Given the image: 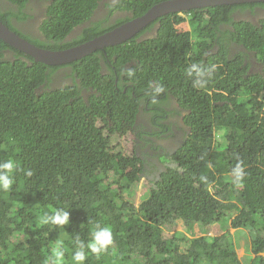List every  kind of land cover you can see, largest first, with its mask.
<instances>
[{
  "label": "trees",
  "instance_id": "obj_1",
  "mask_svg": "<svg viewBox=\"0 0 264 264\" xmlns=\"http://www.w3.org/2000/svg\"><path fill=\"white\" fill-rule=\"evenodd\" d=\"M7 1L19 12L0 5V19L22 35L12 17L24 21L29 0ZM102 1L50 0L40 33L26 37L60 51L101 36L115 28L92 21ZM163 1L118 6L137 18ZM259 7L264 2L167 15L125 44L60 66L0 39V164H14L13 184L0 189V264H50L57 242L64 264H264V20L238 13ZM185 22L190 32L178 30ZM232 43L255 60L247 64L244 51L230 58ZM193 64L213 69L203 87L188 75ZM174 105L190 132L161 155L168 164L137 206L149 155L117 143L136 132L143 109L155 127L147 145L158 151L154 138L171 130ZM57 209L69 211L67 225L40 224ZM180 224L186 232L175 230ZM97 226L112 234L99 255L87 248ZM215 227L227 229L210 235ZM78 242L83 262L73 260Z\"/></svg>",
  "mask_w": 264,
  "mask_h": 264
},
{
  "label": "clouds",
  "instance_id": "obj_2",
  "mask_svg": "<svg viewBox=\"0 0 264 264\" xmlns=\"http://www.w3.org/2000/svg\"><path fill=\"white\" fill-rule=\"evenodd\" d=\"M0 3L1 4H4V5L11 4L7 0H0ZM49 3H50V0H31V1L29 0V2L27 4V7L25 9H23L22 12H23L24 15L25 14L28 15V18H26V20L27 19H30L31 20V23H28L27 24L28 25L27 27H29L30 29L29 30L24 29L22 26H20L19 22H17L18 20L15 21L14 23L12 21V23L14 24V26H16V27L18 26L20 28V30L22 32H24V34H22L23 36L22 35H20V36H22L23 38H25L26 40H28L26 36H28V34H29L31 36V40H32L33 39L32 38L33 35H36V34H39L40 33V25H41L42 21L45 18L46 6ZM118 4H119V0H103L100 3L99 8L96 10V13L93 16L94 19L92 21H94V22H100V21H102V22H104V25H108V26L113 25V27H115L114 29L111 30V31H113L115 29L122 28L127 23L133 22L134 20L140 18V17L133 18L131 16V14H129L128 12L122 10V8L120 6H118ZM13 7H16L17 8V10H14L13 9L14 10L13 11L14 13H15V11H18L19 12L17 6L12 5V4H11V6H9V8H13ZM201 9H204V8H201ZM113 10H114V12H113ZM2 11L3 12H6L3 9H2ZM111 11L113 13H111ZM258 11H259V14L258 15H259L260 19L257 20V24H259V22L261 20H264V17H262V16H264V8L263 7H259ZM110 13L112 14V17H110V15H111ZM184 13H187V12H183V13H173V14H181V15H184ZM168 15H171V14H168ZM163 17H165V16H163ZM163 17L158 18L156 21H158L159 19H161ZM12 18H15V17H12ZM128 18H129V20H128ZM119 20H120V22H118ZM156 21L152 22L151 24L155 23ZM88 27H92V22L89 23V24H86V25L81 26L72 35L73 36H77L79 34V32H80L79 30L82 31V30H84V29H86ZM10 29H12V28H10ZM33 29L36 32H33ZM178 30L180 32L185 33V32H190L192 29H191L190 23L189 22H185V23L181 24L178 27ZM108 32H110V31H108ZM108 32H106V33H108ZM15 33H17V32H15ZM154 35H155V31H153V32L151 31L150 33H146L143 37L144 38H151ZM98 37H100V36H98ZM72 39H74V38H71L69 40H72ZM94 39H92V40H94ZM92 40H90L88 42H85V43H89ZM28 41L31 42L30 40H28ZM31 43H33V42H31ZM85 43H81L79 45H82V44H85ZM34 45H36V44H34ZM230 48H231V45H230ZM14 49H16V48H14ZM43 49H46V48H43ZM16 50H18V49H16ZM48 50H50V49H48ZM97 52H99V51H97ZM230 54H231V49H230ZM6 57L9 58V59H12L14 57L13 52H7L6 53ZM246 58L248 60V62L247 61L246 62H247V64H249L250 62H252L251 59L252 58H255V56L252 54V56H247ZM212 71H213V69H211V68H203L200 65L193 64L188 69V75L189 76H192L193 73H195V76L197 77V79L195 80L196 86L203 87L204 84L207 82V79H210L211 78ZM252 72H254V71H252ZM158 91H159V89H158ZM168 109L169 110H172L171 107H169ZM185 113L186 112L183 109L181 110L179 106H177V110L174 111V113H173V114H176V115L181 116V118H182V126L181 127L183 128L185 134L182 137L181 144H183V142L186 140V138H187V136H188V134L190 132L189 128L186 126L185 121L183 119ZM144 114H146L148 116V118H149V120L151 122L152 127L155 128L153 126V124H152V121H151V115L149 113L145 112L143 109H141V111H140V113L138 115L137 123H136V132L140 136V141L138 143L139 144L138 145V149H136V151L138 150L139 155H141V153H147V155H149V157H152L151 156V152H152L153 149L151 148V146H153V145H149V144L147 145V142L150 140L149 134L152 131L147 132V133H144L143 131L139 130V127H138L139 120L141 119L142 115H144ZM169 124H170V121H169ZM136 132L134 131V134ZM169 132H167V133H169ZM134 134L131 137H134ZM127 138H130V136L125 137V138H122V140L127 139ZM160 138L161 137L156 138V139H159L160 140ZM160 144H162V143H160ZM174 144H175V141H173L170 145L173 146ZM181 144H180V146H181ZM180 146H177L174 150H169L168 148H166L164 146V149L166 151H168L169 153H172V152L176 151ZM13 168H14V164L11 161H8V162H5V163L0 164V189H3L4 191H7V190H9V188L11 187V185L13 184V179H12V175H11V173L13 171ZM149 168H151V167H149ZM151 171L155 172L157 175H159L161 173L158 170H156V171L155 170H151ZM146 172H150L148 170V167H147V169L145 168V174H144L145 176H144L143 180L146 179ZM28 175H31V173H28ZM115 175H116L115 172L111 174L110 181H112L114 179L113 177ZM233 175L235 176L237 182H239L243 178V169L238 165L235 169H233ZM156 176H154V178ZM122 183H123V181H122ZM139 204H136V205L138 206ZM69 219H70L69 211H65V210H62V209H57V210H55L53 212L52 215L45 214L43 217H41L40 224L41 225H44V224L51 223V224H54V225L65 226V225H67L69 223ZM221 234H219V235H221ZM92 237H93V239L87 245V248L90 249L92 253L97 254V255H99L100 253H102L103 251H105L106 248L112 243V234H111L110 229L107 228V227L101 228V227L97 226L96 230L92 233ZM192 237H194V236H192ZM78 247H79V251H77L75 253V255L73 257V260L74 261H77V262H83L86 259V253L84 251L85 245L82 242H78ZM49 259H50V264H64V252L62 251V243L61 242H57V244L54 246L53 255Z\"/></svg>",
  "mask_w": 264,
  "mask_h": 264
},
{
  "label": "water",
  "instance_id": "obj_3",
  "mask_svg": "<svg viewBox=\"0 0 264 264\" xmlns=\"http://www.w3.org/2000/svg\"><path fill=\"white\" fill-rule=\"evenodd\" d=\"M264 0H167L152 7L145 15L127 23L122 28L110 31L89 43L66 50L54 51L43 49L29 42L0 20V39L19 51L33 57L35 61L51 66L67 65L72 61L81 60L97 51L118 46L129 41L158 18L173 13H183L194 9L218 7L226 5H242L261 3Z\"/></svg>",
  "mask_w": 264,
  "mask_h": 264
},
{
  "label": "rangeland",
  "instance_id": "obj_4",
  "mask_svg": "<svg viewBox=\"0 0 264 264\" xmlns=\"http://www.w3.org/2000/svg\"><path fill=\"white\" fill-rule=\"evenodd\" d=\"M240 14H245L246 17H248V19L251 20H259L260 17L259 16H250L247 13H240ZM240 14H236V17H239ZM264 17V16H262ZM255 60V58H252L251 61L253 62ZM171 109L173 111L177 110V106L174 105L171 107ZM170 125H171V130L169 133L163 135L160 140L154 138L155 143L160 144L162 143L166 148H168L169 150H174L177 146H180L181 141H182V137L184 136V130L181 127L182 126V118L179 115L173 114L172 117L170 118ZM138 127L139 130L143 131L144 133L153 131V129L155 130V128L152 127L151 122L148 118V116L146 114L142 115L141 119L139 120L138 123ZM159 140V141H158ZM140 141V136L138 135V133L136 132L134 134V137H130L127 139L122 140L120 143H117L118 145V150H122L123 152L126 153H132L133 150L138 149V143ZM175 141V144L173 146H171L170 144ZM164 149V147H163ZM141 156H144L143 153H141ZM149 167H153V158L149 157ZM146 179L142 180V182L139 183L136 193H134L133 195V201L136 204H139L145 197H146V193L149 190V186L152 184V180L154 178V176H156L157 174L153 171L150 172H146ZM230 223V222H228ZM230 229V231L232 233L235 232V230H233L232 228L228 227ZM227 229V227H225L224 230L220 229L219 227H215L211 232L210 235H219L221 234L223 231H225ZM176 231H181V232H185V228L183 227L182 224H180L178 226L177 229H175ZM196 232V236H200L203 233H201V231L199 230V228H196L195 230ZM167 234L170 235V233L167 232ZM238 252L240 254V256H244L245 255V249L244 248H239Z\"/></svg>",
  "mask_w": 264,
  "mask_h": 264
},
{
  "label": "flooded vegetation",
  "instance_id": "obj_5",
  "mask_svg": "<svg viewBox=\"0 0 264 264\" xmlns=\"http://www.w3.org/2000/svg\"><path fill=\"white\" fill-rule=\"evenodd\" d=\"M31 1V0H30ZM0 5L2 6V9L4 10V11H6V10H8V8H9V6H11V4H6V5H4V4H1L0 3ZM13 9L14 10H17V8L16 7H13ZM258 9L259 8H257L256 10H255V12H252V9H246L247 10V12H240L241 10H238V13H247V14H249L250 16H259L258 14H259V11H258ZM26 18H28V17H26ZM12 21H13V23L15 22V21H17V19L16 18H12ZM17 22H19V24H20V26H22L24 29H26V30H29L30 28L29 27H27L28 25V23H31V20L30 19H25L24 21H17ZM253 24H257V20L255 21V20H252L251 21ZM33 32H36L34 29H33ZM76 36H73V38H75ZM231 54H230V57L231 58H233L236 54H239V53H241V52H247L241 45H239V44H236V43H232L231 44ZM247 56H252V53H248L247 52ZM161 147H159L158 149V151H155L156 149H153L152 150V152H151V156H152V158H153V167H151V168H149L148 167V170L149 171H151V170H159L160 172H163L164 171V166L165 165H167L168 164V162H166V164L165 163H163L162 161H161V155H164L165 157L166 156H168L170 153L168 152V151H166L165 149H163V145L162 144H159ZM164 164V165H163ZM163 170V171H162Z\"/></svg>",
  "mask_w": 264,
  "mask_h": 264
},
{
  "label": "bare ground",
  "instance_id": "obj_6",
  "mask_svg": "<svg viewBox=\"0 0 264 264\" xmlns=\"http://www.w3.org/2000/svg\"><path fill=\"white\" fill-rule=\"evenodd\" d=\"M5 26H7L5 23H4ZM8 27V26H7Z\"/></svg>",
  "mask_w": 264,
  "mask_h": 264
}]
</instances>
